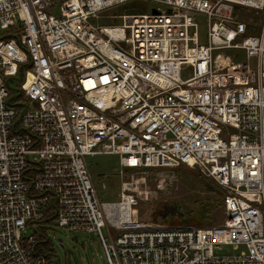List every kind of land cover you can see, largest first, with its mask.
Here are the masks:
<instances>
[{
    "label": "built area",
    "instance_id": "2783aa9c",
    "mask_svg": "<svg viewBox=\"0 0 264 264\" xmlns=\"http://www.w3.org/2000/svg\"><path fill=\"white\" fill-rule=\"evenodd\" d=\"M128 1L0 0L19 34L0 38V264H47L38 232L53 221L96 235L106 264H264V0H147L101 23ZM98 154L119 155L121 176L197 169L228 218L143 220L132 182L101 198Z\"/></svg>",
    "mask_w": 264,
    "mask_h": 264
},
{
    "label": "rangeland",
    "instance_id": "374dc122",
    "mask_svg": "<svg viewBox=\"0 0 264 264\" xmlns=\"http://www.w3.org/2000/svg\"><path fill=\"white\" fill-rule=\"evenodd\" d=\"M154 7L155 3L151 1L131 0L104 12L101 23L103 25H119L123 23L119 16L149 13ZM115 14L116 17L113 18ZM201 28L203 38L206 28L204 26ZM3 33L5 32L0 30V37ZM15 85H19V82L16 81ZM119 162L120 156L115 154H98L88 157V165L93 181L103 200L119 199L121 181L124 180L132 182L140 188L139 210L140 217L143 220H150L153 215L158 218L165 207L166 209L169 207V209L176 210L175 217H178L181 221L188 220L183 221V224L212 225L211 222L199 214V210L202 212L210 210L211 204L209 202L215 198V194L211 190L212 187L215 186L217 189L218 186L219 189L224 190L215 181L203 176L197 169L188 166L146 170L128 169L121 176ZM218 207L220 208L218 209ZM215 209L216 212L220 211L215 219L219 220L223 215L219 223L223 222L225 212L222 205L219 204ZM42 228L50 235L56 249L57 258L62 261V264H106L103 248L96 235L67 231L58 227L54 221L42 226ZM31 232H33V229L29 227L27 233ZM104 232L106 233V229H104ZM59 239H62V241L60 242ZM214 250L215 254L220 256L237 253L232 245L226 244H222Z\"/></svg>",
    "mask_w": 264,
    "mask_h": 264
},
{
    "label": "trees",
    "instance_id": "16d2710c",
    "mask_svg": "<svg viewBox=\"0 0 264 264\" xmlns=\"http://www.w3.org/2000/svg\"><path fill=\"white\" fill-rule=\"evenodd\" d=\"M217 189L218 186H217ZM216 187H212L211 190L214 192L215 194V198L214 199H211L210 200V210L207 211V212H202L201 210H199V214L202 215L203 218H205L206 220H208L209 222L212 223V225L214 223H219L222 218H223V215L221 216V219L217 220L215 219V217H217V213L220 214V211L218 210L216 212V209L215 207L218 206L219 204L222 205L223 207V211H224V197H225V192L224 190H217ZM220 207H218L219 209ZM163 214V212H161ZM160 214V216L158 218H155V216H151V220H167L169 222H176V223H182L183 221H188L187 219L181 221L178 217H175V216H165V215H162ZM142 219V218H141ZM200 219V218H199ZM198 220V219H197ZM207 223V222H205ZM209 224V223H208ZM38 244H39V248L41 250H43L44 254L46 255V258H47V264H62V261L58 258H57V255H56V249L53 245V242L50 238V236L45 232V230L43 229L41 232H38Z\"/></svg>",
    "mask_w": 264,
    "mask_h": 264
},
{
    "label": "bare ground",
    "instance_id": "6f19581e",
    "mask_svg": "<svg viewBox=\"0 0 264 264\" xmlns=\"http://www.w3.org/2000/svg\"><path fill=\"white\" fill-rule=\"evenodd\" d=\"M203 26H204V25H203ZM205 28H206V27H205ZM201 29H202V28H198V32H199V36L202 38V35H201ZM0 30H2V31L5 32V33H3V34L1 35L0 38H4V39H13V38H18V37H19V34L17 33V30H14V29H11V28H2L1 25H0ZM203 39H204V37H203ZM92 156H93V155H92ZM134 158H135V156H134L132 159H134ZM132 159H129V161L132 160ZM128 169H129V168H127V167L125 168V170H128ZM134 170H146V169H144V168H137V167H134ZM224 212H225V210H224ZM227 218H228V217H227V215H226V213H225V218H224L223 222H225ZM38 241H39V240H38ZM222 244H225V243H222ZM222 244H219L218 246H220V245H222ZM226 245H232V244H226ZM232 247H233L234 250L237 251L236 254L240 253V251H241L242 249H244L243 246L238 247V248H234V245H232ZM215 248H216V247H215ZM236 254H233V255H236ZM227 256H232V255H227ZM169 264H174V261H171Z\"/></svg>",
    "mask_w": 264,
    "mask_h": 264
},
{
    "label": "water",
    "instance_id": "95a60500",
    "mask_svg": "<svg viewBox=\"0 0 264 264\" xmlns=\"http://www.w3.org/2000/svg\"><path fill=\"white\" fill-rule=\"evenodd\" d=\"M23 75H24V71H23V68H21V70H20V73H19V75L18 76H16L15 78H14V80H15V82L16 81H21L22 79H23ZM15 87L14 86H12V89H14ZM163 214L164 215H175L176 214V210L175 209H169V207L166 209V207H165V210L163 211ZM59 241L61 242L62 241V239H59Z\"/></svg>",
    "mask_w": 264,
    "mask_h": 264
},
{
    "label": "crops",
    "instance_id": "0c3cea01",
    "mask_svg": "<svg viewBox=\"0 0 264 264\" xmlns=\"http://www.w3.org/2000/svg\"><path fill=\"white\" fill-rule=\"evenodd\" d=\"M39 249V248H38Z\"/></svg>",
    "mask_w": 264,
    "mask_h": 264
}]
</instances>
